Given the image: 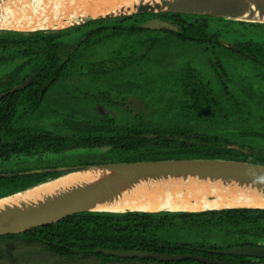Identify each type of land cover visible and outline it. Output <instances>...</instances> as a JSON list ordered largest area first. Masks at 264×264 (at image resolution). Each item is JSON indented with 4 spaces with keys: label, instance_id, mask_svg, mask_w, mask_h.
I'll use <instances>...</instances> for the list:
<instances>
[{
    "label": "flooded vegetation",
    "instance_id": "obj_1",
    "mask_svg": "<svg viewBox=\"0 0 264 264\" xmlns=\"http://www.w3.org/2000/svg\"><path fill=\"white\" fill-rule=\"evenodd\" d=\"M154 20L176 29L147 25ZM258 24L264 23L162 12L57 29H0V161L10 163L0 166V177L17 185L81 168L83 161L109 159L103 153L116 138L102 132L106 124L169 142L178 141L168 139L176 135L201 141L213 139L208 133L215 130L226 138L237 132L244 146L264 151V118L246 124L261 134L262 143L240 134L245 120L237 127L226 117L236 98L244 114L245 98L252 102L247 110L264 114V81L254 68L264 64L258 59L264 56V26ZM186 48L197 51L198 58L185 55ZM252 216L238 231L218 226L205 234L204 240L217 245L208 251L228 259L196 256L264 262L229 252L264 247V213Z\"/></svg>",
    "mask_w": 264,
    "mask_h": 264
},
{
    "label": "water",
    "instance_id": "obj_2",
    "mask_svg": "<svg viewBox=\"0 0 264 264\" xmlns=\"http://www.w3.org/2000/svg\"><path fill=\"white\" fill-rule=\"evenodd\" d=\"M32 3V0H0V29H57L106 17L162 12L264 23V0H127L117 4L99 5L106 11L97 16H93L86 11L94 5V0H37L35 5H32ZM147 25L176 29L174 25L161 20L150 21ZM216 147L231 148L247 155L264 158L263 151L236 143H221ZM82 171H92L95 176L94 179L75 182L37 198L21 200L16 204L6 203L1 206L0 235L25 232L82 212L115 214L128 212L193 213L239 208L264 209V206L249 205L205 206L195 210L169 208L110 210L98 208L99 205L114 204L127 188H134L141 183L153 184L168 179H179L185 182L198 180L213 183L216 187H222L219 196H213L210 193L206 196L205 201H215L220 197L234 196L243 202L247 198L254 197L253 195H256L259 199H264V164L224 158H171L85 165L49 177L23 189L0 195V200L6 201V199L17 194H26L45 184L57 182V180L74 172ZM231 189L232 192H230ZM132 191H128L129 196ZM245 191L249 195L247 198H245V194H242ZM236 192L241 193L234 195ZM197 203L201 204L200 202ZM94 251L123 258H153L157 261H177L190 258L209 264H237L191 254H169L156 251L120 250L101 247L96 248ZM229 252L264 258V247L245 246L234 248ZM257 264H264V262Z\"/></svg>",
    "mask_w": 264,
    "mask_h": 264
},
{
    "label": "trees",
    "instance_id": "obj_3",
    "mask_svg": "<svg viewBox=\"0 0 264 264\" xmlns=\"http://www.w3.org/2000/svg\"><path fill=\"white\" fill-rule=\"evenodd\" d=\"M258 25L264 26V24ZM0 41L2 40L0 39ZM258 59L263 60L264 56L260 55ZM254 68L264 81V64ZM232 103L235 105L232 106L231 112L226 117H230V122L236 124L237 127H240V124L245 120V131L241 130L240 134L245 133L252 135L253 138H259L261 134L256 129L249 131L246 124L252 118L255 121L264 118V114L260 116L256 110H247L248 104L252 105V102L246 98L245 114L240 98L232 99ZM105 126V130L102 128V132L111 133L116 138L113 140L111 149L103 153L109 159L98 162L83 161V166L105 162L171 158L240 159L264 164V158L261 156L247 155L231 148H217L216 145L221 143L234 144L229 142V137L220 136L217 132L213 133L214 135L212 132L208 133L215 136L213 139L194 141L183 137V135H176V137L168 139L178 141L169 142L166 139L153 140L143 137L142 134L148 133L143 130H133L127 127L111 128L107 124ZM91 127H95V125ZM90 129L88 127L86 131ZM236 133L231 132L230 135H236ZM57 175L60 174L38 176L23 183L17 182V185L12 183L15 179L0 177V184L8 183L5 188H0V195L23 189ZM256 212L264 213V209L239 208L193 213H76L55 223L39 226L25 232L0 235V259L4 258L8 264H88V261L89 264H118L128 261L153 262L156 264H205L190 258L177 261H157L153 258L137 257L123 258L106 255L94 250L101 247L120 250L156 251L169 254H194L219 260L228 259L229 256L224 254L214 255V253L208 251V249L214 248V246L217 247V245H210L208 241L204 240L205 234L212 227L218 226L229 233L238 231L254 218L252 214ZM201 238L202 240H200ZM235 244L243 243L236 242ZM227 246H230V244Z\"/></svg>",
    "mask_w": 264,
    "mask_h": 264
},
{
    "label": "bare ground",
    "instance_id": "obj_4",
    "mask_svg": "<svg viewBox=\"0 0 264 264\" xmlns=\"http://www.w3.org/2000/svg\"><path fill=\"white\" fill-rule=\"evenodd\" d=\"M36 1L37 0H32V5H35ZM121 1L126 2L127 0H94V5L89 7L86 11L93 16L101 15L105 13L106 10L99 5L117 4ZM94 177L92 171L74 172L57 180V182L45 184L26 194H17L6 199V201L0 200V207L6 203L16 204L21 200L37 198L45 193H52L59 187L69 186L75 182H85L86 180L94 179ZM129 190H133L132 193H130V196L128 194ZM220 190H222L221 186L216 187L213 183H206L204 181L192 180L185 182L179 179H168L153 184L141 183L134 188H127L114 204L99 205L98 208L110 210H122L125 208H141L146 210H156L160 208L195 210L205 206H264V199H259L256 195H253L254 197L252 198H247L249 195H247L248 193L246 191L245 193H242L245 194V198H247L243 202L230 194L228 195L231 197L226 196L220 197L215 201H205L206 196L210 195V193L213 194V196H219ZM230 192H232V189ZM240 193L236 192L234 195ZM197 202H200L201 204H198Z\"/></svg>",
    "mask_w": 264,
    "mask_h": 264
},
{
    "label": "rangeland",
    "instance_id": "obj_5",
    "mask_svg": "<svg viewBox=\"0 0 264 264\" xmlns=\"http://www.w3.org/2000/svg\"><path fill=\"white\" fill-rule=\"evenodd\" d=\"M235 21V20H234ZM165 47H167V48H169L168 47V45H165ZM184 51V52H183ZM183 53H185V55H191V56H193V57H195V58H198V52L197 51H195V50H192V51H189V48H186L185 50L183 49ZM231 64H233L232 62H231ZM215 132H216V130H215ZM230 139H232V137H233V141H235L236 140V142L238 143V144H240V145H243V144H245V138L244 137H238L237 135H230V133L228 134H226ZM256 141H260V142H262L263 143V141H261V140H259V138H254ZM258 150V149H257ZM261 151V150H260ZM264 152V151H263ZM82 157H83V154H82ZM0 166H4L5 168L6 167H10V163H7V162H5V161H0ZM0 263H2V264H8L7 263V261L4 259V258H1L0 259ZM88 264L90 263L89 261L87 262ZM118 264H156V263H153V262H140V261H128V262H123V263H118Z\"/></svg>",
    "mask_w": 264,
    "mask_h": 264
}]
</instances>
